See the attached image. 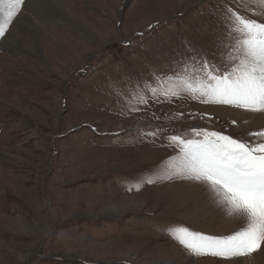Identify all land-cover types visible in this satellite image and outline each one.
Segmentation results:
<instances>
[{
    "label": "rangeland",
    "instance_id": "1",
    "mask_svg": "<svg viewBox=\"0 0 264 264\" xmlns=\"http://www.w3.org/2000/svg\"><path fill=\"white\" fill-rule=\"evenodd\" d=\"M51 1L17 15L41 24L40 54L26 32L30 53L0 48V264H264V245L198 256L167 231L241 226L205 183L172 174L168 137L207 129L253 143L264 113L162 93L199 67L188 47L230 65L225 6L249 15L250 0H63L72 19Z\"/></svg>",
    "mask_w": 264,
    "mask_h": 264
},
{
    "label": "snow or ice",
    "instance_id": "2",
    "mask_svg": "<svg viewBox=\"0 0 264 264\" xmlns=\"http://www.w3.org/2000/svg\"><path fill=\"white\" fill-rule=\"evenodd\" d=\"M24 5L26 0H0V38L11 34L10 25ZM225 9L226 15L230 13L228 35L235 41L228 54L230 65L221 72L204 59L202 51L194 53L188 47L191 54L188 59L194 64L198 62L199 67L189 70L185 65V74H176L162 94L178 96L185 91L193 98H202L204 103L264 113V22L251 18L257 13L264 18V0H250L249 15L228 6ZM144 87H148L147 82ZM151 91L154 95L157 93L155 88ZM139 100L146 102L143 97ZM193 132L200 138L168 137L179 148V163L173 166L172 174L205 183L231 214L240 217L241 226L223 236L191 231L184 226L167 231L186 250L198 256L232 259L260 251L264 245V129L246 133L255 138L253 143L218 131L193 129ZM154 182L138 179L137 186Z\"/></svg>",
    "mask_w": 264,
    "mask_h": 264
},
{
    "label": "bare ground",
    "instance_id": "3",
    "mask_svg": "<svg viewBox=\"0 0 264 264\" xmlns=\"http://www.w3.org/2000/svg\"><path fill=\"white\" fill-rule=\"evenodd\" d=\"M46 2H47V0H27L26 1V5L24 6V9L22 11H26L27 8H30V10H35V7L36 6L44 10L45 9ZM51 2L52 3H57V5L60 6V7L61 6H64V8L59 9V10L61 12L65 13V14H67L69 17H71V19L73 18L70 9L67 7V5H64V1L63 0H52ZM28 11L29 10H27V12ZM33 17L26 16L24 14H22L21 17H19V18L16 17V19L13 22L14 24L12 25V27H10L11 34L10 35L7 34V38H4V39L1 40L2 43H0V45H1L0 48L2 50H4V49H8V50H14L15 49V50H17V49H19V50H24L27 53H30L29 52V49L26 47V45H24L23 39H20V36L22 38L23 35H24V32H26L27 35L31 39H33V41H34L33 43H35V46L36 47L34 48V50L38 54H40L42 50H41V48L39 46V43L40 42L37 39V36L35 34H37L38 31H41L42 30V28H41L42 26H41V24L39 22L37 23V21L34 20ZM55 22H57V21H55ZM49 25H50V23H49ZM49 28H47V30L50 31ZM34 29H36V30H34ZM144 124L145 123H142L140 121L139 124H138V126H143ZM161 264H168V263H165L164 262V263H161Z\"/></svg>",
    "mask_w": 264,
    "mask_h": 264
}]
</instances>
